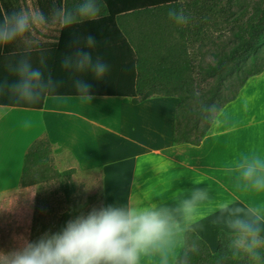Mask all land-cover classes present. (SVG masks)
<instances>
[{"label": "crops", "instance_id": "obj_1", "mask_svg": "<svg viewBox=\"0 0 264 264\" xmlns=\"http://www.w3.org/2000/svg\"><path fill=\"white\" fill-rule=\"evenodd\" d=\"M80 2L68 0L67 6L63 5L75 8ZM52 5L0 0V18L20 9L44 8L48 15ZM132 13L113 20L84 21L69 29L37 26L27 37L33 42L30 53L23 41L0 46V78H12L6 69L9 62L30 56L35 67H42L39 60L43 56L45 73L50 71L63 81L56 92L35 104L0 95V201L20 187L30 146L47 138L57 162L65 164L67 157L75 165L100 166L104 207L172 204L195 188L209 189L213 204L200 210L193 231L214 252L218 233L225 231L218 214L211 212L214 203L225 199L237 205L264 201V194L238 191L229 171L241 153L264 154V71L251 77L236 99L221 109L199 145H176L173 138L179 99L154 93L135 104L130 95L139 81L146 90L179 88L175 71L166 72L159 58H180L181 40L175 32L168 38L164 14L150 19ZM87 35L94 37V49L84 46ZM76 37L81 38L79 43ZM78 48L91 51L94 58L99 56L110 67L103 80L97 81L90 73L81 77L91 85L90 103L77 98L72 78L62 68L63 58ZM191 53L189 48L188 56ZM37 105L42 107L25 108ZM13 165H17L16 171ZM183 245L184 238L176 244L177 255ZM141 264H160V257L144 256Z\"/></svg>", "mask_w": 264, "mask_h": 264}, {"label": "clouds", "instance_id": "obj_2", "mask_svg": "<svg viewBox=\"0 0 264 264\" xmlns=\"http://www.w3.org/2000/svg\"><path fill=\"white\" fill-rule=\"evenodd\" d=\"M100 0H81L75 8L57 5L53 0L51 11L45 15L38 9H20L0 18V46L17 41L28 45V35L37 27L49 25L69 29L84 21H94L101 14ZM168 18L177 26L188 24L184 10L170 8ZM80 37H76L77 43ZM84 46L94 49L97 43L91 35L84 38ZM42 67H35L30 56L6 65L11 79L0 78V95L17 102L38 103L59 89L63 81L55 78L40 57ZM63 70L72 78L77 98L90 103L91 85L81 77L91 74L103 80L109 65L91 51L78 48L62 60ZM199 97V93H194ZM209 119L216 123L218 109H207ZM27 126V122H25ZM229 171L234 187L240 192L264 194V154L255 151L241 153ZM197 185L202 182L195 181ZM213 204L209 189L195 188L172 204L152 203L148 206H107L93 209L87 215L69 220L58 232H48L36 241L24 240L20 247L0 253V264H141L144 256H159L160 264H192V255L198 253L199 242L185 246L179 255L175 247L179 240L193 232L200 220V210ZM213 215L225 225L224 251L217 252L223 264H264V201L237 205L231 199L219 200L211 208Z\"/></svg>", "mask_w": 264, "mask_h": 264}, {"label": "trees", "instance_id": "obj_3", "mask_svg": "<svg viewBox=\"0 0 264 264\" xmlns=\"http://www.w3.org/2000/svg\"><path fill=\"white\" fill-rule=\"evenodd\" d=\"M33 1L42 7L53 3V0ZM63 2L67 6L68 0H55L57 5ZM233 2L234 0H228L223 6L221 0H211L210 5H207L208 0H100L102 11L99 18L108 17L113 20L122 14L133 12L132 14H145L147 18L158 19L164 14V30L168 38H171L173 32L178 34L181 40L178 43L182 52L181 57L175 59L160 57L159 62L160 66L165 64L166 72L175 71L176 78L180 79V83L177 84L179 88L146 90L141 88L139 81L137 89L130 95L135 104L154 93L174 95L179 99L175 111L173 138L176 145H199L212 125L207 109L215 105L219 113L225 105L236 99L241 88L251 77L264 71V0H258L252 11H249L247 6H242L237 15L232 11ZM170 8H182L185 15L190 18L188 24L177 26L170 21L168 18ZM42 11L46 12L44 8ZM219 19L223 20L222 24ZM229 21L234 22L230 30L231 37L224 44L222 43L223 45L219 47L215 45L211 62L195 64L192 53L188 56L189 48L195 51L193 46L198 42L206 43L208 40H213V34L226 30L223 29V24L228 25ZM212 45H214L213 41ZM137 63L139 65L141 62L137 60ZM192 72L197 73L195 86L189 82L191 78L189 75ZM194 93H199V97ZM41 107L37 105L25 108L40 109ZM53 164L51 142L47 138L35 141L25 155L19 186L40 188L52 179L60 178L64 196L67 201L72 202L76 191V184L73 182L74 170L57 171ZM86 206L87 204L83 207L72 204L54 226L49 222L41 229V233H36L34 241L45 233L60 231L69 220L79 216L80 210L86 215L87 209H84ZM197 241L199 251L192 255V264H223L217 252L224 251V231L218 233V246L214 252L210 251L207 244L194 231L184 238L181 252L185 246L191 248ZM239 264H247V261H241Z\"/></svg>", "mask_w": 264, "mask_h": 264}, {"label": "rangeland", "instance_id": "obj_4", "mask_svg": "<svg viewBox=\"0 0 264 264\" xmlns=\"http://www.w3.org/2000/svg\"><path fill=\"white\" fill-rule=\"evenodd\" d=\"M225 6L228 0H221ZM258 0H234L232 11L235 15L240 12L242 6H247L252 11L253 6ZM235 3V4H234ZM202 4V2H201ZM211 4L208 0L207 5ZM221 24L223 20L219 19ZM223 32H215L213 40L206 43L202 41L193 46L192 57L195 64H206L212 61V51H215V45L218 47L225 43L231 37V27L233 21L229 24H223ZM212 41L214 45H212ZM222 44V45H223ZM196 72L189 76V82L192 86L197 83ZM193 78V80H192ZM65 164L54 159V167L57 171L73 169V182L76 184V191L72 202L67 201L60 186L61 179H52L48 184L42 187H19L11 195L0 201V253H9L22 244L24 240H35V234L41 233V229L49 222L54 226L55 223L67 212L72 204H87L86 215L93 209L103 208V190L101 184L102 172L99 165H75L64 159ZM16 171L17 165H13ZM9 182V181H8ZM16 182V180H14ZM85 215L80 210V215Z\"/></svg>", "mask_w": 264, "mask_h": 264}]
</instances>
